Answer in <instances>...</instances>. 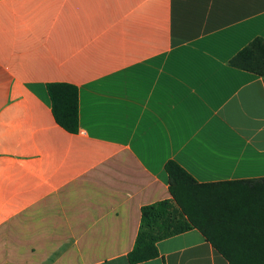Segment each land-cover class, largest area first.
<instances>
[{"label": "crops", "instance_id": "crops-1", "mask_svg": "<svg viewBox=\"0 0 264 264\" xmlns=\"http://www.w3.org/2000/svg\"><path fill=\"white\" fill-rule=\"evenodd\" d=\"M264 0H0V264H132L166 164L264 178V78L231 59ZM49 83L79 89V130ZM136 264H229L197 230Z\"/></svg>", "mask_w": 264, "mask_h": 264}, {"label": "trees", "instance_id": "trees-1", "mask_svg": "<svg viewBox=\"0 0 264 264\" xmlns=\"http://www.w3.org/2000/svg\"><path fill=\"white\" fill-rule=\"evenodd\" d=\"M230 64L264 78V39H254ZM47 87L57 123L78 132V87ZM166 171L171 198L142 207L130 263L156 258L159 241L197 229L229 264H264V178L200 183L174 160Z\"/></svg>", "mask_w": 264, "mask_h": 264}]
</instances>
